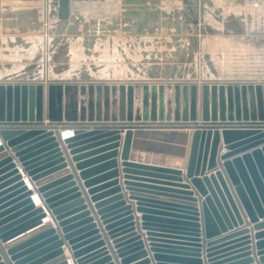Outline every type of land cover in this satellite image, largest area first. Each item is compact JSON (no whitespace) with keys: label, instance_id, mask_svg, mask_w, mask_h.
Here are the masks:
<instances>
[{"label":"water","instance_id":"1","mask_svg":"<svg viewBox=\"0 0 264 264\" xmlns=\"http://www.w3.org/2000/svg\"><path fill=\"white\" fill-rule=\"evenodd\" d=\"M0 264H264V81L0 83Z\"/></svg>","mask_w":264,"mask_h":264},{"label":"crops","instance_id":"2","mask_svg":"<svg viewBox=\"0 0 264 264\" xmlns=\"http://www.w3.org/2000/svg\"><path fill=\"white\" fill-rule=\"evenodd\" d=\"M219 7L218 23L212 18L214 7L206 12L204 41L210 45L218 42L214 46L219 47L226 67L230 64L233 68L235 64L249 67L250 71L258 68L256 72L232 69L234 73L225 78L264 80V0H221ZM148 10L154 12V21L148 20ZM195 12L193 0H70L69 19L63 21L62 30L67 40L64 57L69 63L97 64L102 68L91 80L72 81L65 76L61 79L77 84L111 85L175 78L177 74L162 72L163 65L182 63L181 50L194 45L196 33L201 29ZM181 16L182 22L176 20ZM206 27L210 34L206 33ZM136 64H155L160 72L147 78L127 76V66ZM117 161L120 168L119 154ZM47 221L49 218L44 219Z\"/></svg>","mask_w":264,"mask_h":264},{"label":"rangeland","instance_id":"3","mask_svg":"<svg viewBox=\"0 0 264 264\" xmlns=\"http://www.w3.org/2000/svg\"><path fill=\"white\" fill-rule=\"evenodd\" d=\"M193 2L197 24L201 25L199 26L201 29L199 28L200 32L196 33L194 45H190L189 49L181 50L182 63L163 65L162 72L165 75L177 74V77L167 81L171 84L198 85L203 82L260 83L264 81L263 79L234 81L225 78L233 72L232 69L236 72L238 70L256 72L258 68L254 67L250 71L249 67H235V64L232 65L233 68L230 64L226 67L225 58H221L219 47L214 46L218 42H212L210 45L204 41L203 19L206 12L214 7L215 16L212 18L219 22L221 0H193ZM0 7L3 9L0 12V83L23 82V79L44 83L68 82L62 80L61 76L68 77L72 81H84L93 79L92 76L101 71L102 67L97 64L67 62V58L64 57L67 40L65 35H62L64 22L56 17V0H0ZM148 12V20L154 21V12L150 10ZM176 20L182 22V16L176 17ZM205 29H207L206 33L210 34L209 28ZM158 67L155 64L129 65L127 76H137L136 78L154 76L160 72ZM151 82L155 83V81Z\"/></svg>","mask_w":264,"mask_h":264},{"label":"bare ground","instance_id":"4","mask_svg":"<svg viewBox=\"0 0 264 264\" xmlns=\"http://www.w3.org/2000/svg\"><path fill=\"white\" fill-rule=\"evenodd\" d=\"M66 73H67V72H66ZM64 74H65V73H64ZM64 78H65V77H64ZM60 133H61V137H62V138L68 137V136H70V135L72 134L70 130H67V131L63 130V131H61ZM23 177H24V176H23ZM24 180H25V183H26L27 187L31 188L30 183H29L28 181L26 182V179H24ZM32 197H33V198H32V199H33V202L35 203V207L42 206V202L40 201L39 197H38L36 194H34ZM39 203H41V204H40L39 206H36V204H39ZM47 218H49V217L47 216V217L44 218V219H47ZM44 219L42 220L43 223H50V222H51L50 218H49L50 221H47V222H44Z\"/></svg>","mask_w":264,"mask_h":264},{"label":"built area","instance_id":"5","mask_svg":"<svg viewBox=\"0 0 264 264\" xmlns=\"http://www.w3.org/2000/svg\"><path fill=\"white\" fill-rule=\"evenodd\" d=\"M65 131H67V130H65ZM33 195H34V194H33ZM33 195H32V196H33ZM32 198H33V197H32Z\"/></svg>","mask_w":264,"mask_h":264}]
</instances>
